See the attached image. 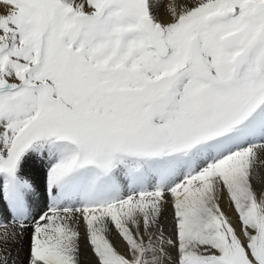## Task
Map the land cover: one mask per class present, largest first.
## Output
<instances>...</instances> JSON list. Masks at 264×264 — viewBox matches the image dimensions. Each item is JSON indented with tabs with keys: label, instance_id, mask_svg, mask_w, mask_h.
<instances>
[{
	"label": "snow or ice",
	"instance_id": "snow-or-ice-1",
	"mask_svg": "<svg viewBox=\"0 0 264 264\" xmlns=\"http://www.w3.org/2000/svg\"><path fill=\"white\" fill-rule=\"evenodd\" d=\"M262 169L264 0H0V242L30 229L25 264H264Z\"/></svg>",
	"mask_w": 264,
	"mask_h": 264
},
{
	"label": "bare ground",
	"instance_id": "bare-ground-1",
	"mask_svg": "<svg viewBox=\"0 0 264 264\" xmlns=\"http://www.w3.org/2000/svg\"><path fill=\"white\" fill-rule=\"evenodd\" d=\"M39 176H41V175H39ZM39 184H40V182H39ZM33 197H34V194L31 195L29 199H31V201H32ZM41 200H42V198L38 201L37 205L43 204V201H41ZM31 206H33V204ZM224 207H225V210L228 211L226 206H224ZM40 210H43V209H40ZM228 214L230 216H233V213H231L230 211L228 212ZM10 226L11 225H9V227ZM165 226H167V223H165ZM29 246H30V229H28L24 232L23 237L17 236L15 241L10 240L6 245L3 242H0V252H6L7 254H9V264H25V262L28 258V254H29ZM81 260L82 261L91 260V255L88 252V249L85 246L83 240L81 241Z\"/></svg>",
	"mask_w": 264,
	"mask_h": 264
},
{
	"label": "rangeland",
	"instance_id": "rangeland-1",
	"mask_svg": "<svg viewBox=\"0 0 264 264\" xmlns=\"http://www.w3.org/2000/svg\"><path fill=\"white\" fill-rule=\"evenodd\" d=\"M261 173H262V178H264V169L261 170ZM24 175L30 179V181L34 184V187H35L34 197L32 198V201L30 199V204L31 205L33 204V206H31V207L32 208L34 207L33 208V210H34L33 214L36 215L39 213V211H42L40 209L44 210L45 204H46V199H45V194H44V169H42V168L36 169V168L29 166L25 169ZM39 175H41V176H39ZM39 182H40V184H39ZM41 198H42L41 201H43V204L37 205L38 201ZM222 206H225V205L222 204ZM167 231H168V227L165 226V232L167 233Z\"/></svg>",
	"mask_w": 264,
	"mask_h": 264
}]
</instances>
